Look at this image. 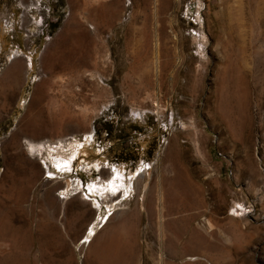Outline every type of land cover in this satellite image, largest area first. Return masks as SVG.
I'll return each instance as SVG.
<instances>
[{
	"label": "rangeland",
	"instance_id": "obj_1",
	"mask_svg": "<svg viewBox=\"0 0 264 264\" xmlns=\"http://www.w3.org/2000/svg\"><path fill=\"white\" fill-rule=\"evenodd\" d=\"M0 264H264V0H0Z\"/></svg>",
	"mask_w": 264,
	"mask_h": 264
},
{
	"label": "bare ground",
	"instance_id": "obj_2",
	"mask_svg": "<svg viewBox=\"0 0 264 264\" xmlns=\"http://www.w3.org/2000/svg\"><path fill=\"white\" fill-rule=\"evenodd\" d=\"M12 62H13V68H11L10 69V71L7 73V76H8V79H9V88L10 89H13V87H14V85H15V80H16V73H15V69L17 68V67H19V64H21L22 62H23V60L20 58V56L19 55H16L15 57H13L12 58ZM88 135V134H87ZM31 150L34 152L35 151V148H33V147H31ZM54 164L55 165H57L56 167H58V169L59 170H66L67 169V167H66V164H64V161H63V159H55L54 160ZM93 167V169H96V170H100V171H102V169H100L101 168V166H100V164L99 163H93L92 164V166H90V165H86L84 168L86 169V170H90V168H92ZM105 182V181H104ZM161 183V182H160ZM170 184H171V187L170 188H168V190H167V192H164V193H166V195L164 194L163 195V197L160 199V209H159V215H160V217L162 216H164L165 215V212H164V209H165V207H166V201H167V198L168 199H170V195H171V193H172V191H173V188H176L177 187V185H178V183H176V181H174V182H170ZM121 184H120V182H118V181H112L111 183L109 182V183H107V185L105 186L104 185V183H103V181L101 180V182H94V183H92V185L90 186V190H92V189H95V190H100L102 193H103V195L102 196H105L104 198H110V195H109V193H108V191L110 190V192H117V190L119 189L118 187L120 186ZM169 185V184H168ZM181 186V185H180ZM178 188V187H177ZM165 191V190H164ZM100 192V193H101ZM127 192V191H126ZM178 192V191H177ZM176 195V194H175ZM164 196H167V198L166 197H164ZM177 196V195H176ZM166 198V199H165ZM172 198H173V196H172ZM181 198V197H180ZM178 202V201H177ZM233 213H234V217L235 218H237V217H241V215H242V212H244V210L246 209L245 208V205L243 204V203H238V202H235L234 204H233ZM239 212H241V213H239ZM150 214V216L152 217V213L150 212L149 213ZM93 235L94 233L92 232V230H91V233L89 234V236L90 235Z\"/></svg>",
	"mask_w": 264,
	"mask_h": 264
}]
</instances>
